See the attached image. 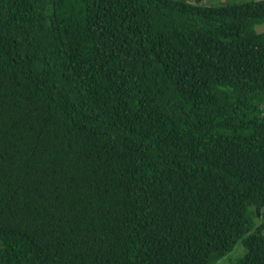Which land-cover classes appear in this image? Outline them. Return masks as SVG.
<instances>
[{"label":"trees","instance_id":"16d2710c","mask_svg":"<svg viewBox=\"0 0 264 264\" xmlns=\"http://www.w3.org/2000/svg\"><path fill=\"white\" fill-rule=\"evenodd\" d=\"M193 1L0 0V264H264V0Z\"/></svg>","mask_w":264,"mask_h":264},{"label":"rangeland","instance_id":"374dc122","mask_svg":"<svg viewBox=\"0 0 264 264\" xmlns=\"http://www.w3.org/2000/svg\"><path fill=\"white\" fill-rule=\"evenodd\" d=\"M191 3H193L194 1L193 0H189ZM217 2H212V1H209V2H207V3H205V5H214V4H216ZM221 4V1L220 0H218V3H217V5H220ZM240 247V245H238V247L237 248H239ZM236 248V249H237ZM236 249L234 250V252L228 257H226L222 262H221V264H229V263H231V262H235L236 260H234V261H232L231 259H234V255H235V251H236ZM237 250H239V254L241 255V253H242V250H240V249H237ZM240 258V257H239Z\"/></svg>","mask_w":264,"mask_h":264}]
</instances>
